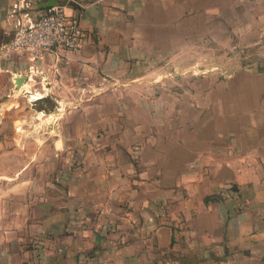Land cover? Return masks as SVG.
Here are the masks:
<instances>
[{"label": "crops", "instance_id": "crops-1", "mask_svg": "<svg viewBox=\"0 0 264 264\" xmlns=\"http://www.w3.org/2000/svg\"><path fill=\"white\" fill-rule=\"evenodd\" d=\"M48 1L0 0V74L56 105L0 142V264H264V0H57L82 52L9 54Z\"/></svg>", "mask_w": 264, "mask_h": 264}, {"label": "rangeland", "instance_id": "rangeland-1", "mask_svg": "<svg viewBox=\"0 0 264 264\" xmlns=\"http://www.w3.org/2000/svg\"><path fill=\"white\" fill-rule=\"evenodd\" d=\"M216 60H220L219 57L212 58V63L215 64ZM197 61L204 62L203 58L199 56ZM208 63V62H204ZM210 64V63H209ZM178 76V75H177ZM175 75H173V78ZM172 79V78H171ZM33 83H31L32 85ZM34 87H29L27 91L34 92ZM40 90H38L39 92ZM42 93V92H40ZM32 95V94H29ZM37 99H31V97L26 94V92L20 91L16 92L9 80V74H0V142L4 140V149H8L11 147L12 138L14 132L18 135L23 134V132H36V144L43 145V133L47 132L45 130L44 115H39V111H55L56 105L50 102H42V101H33ZM72 107V106H71ZM54 125V124H53ZM56 125V123H55ZM40 136V137H39ZM25 139V138H24ZM24 139L20 136L17 137L19 142L24 141ZM27 140V138H26ZM17 143V141H14ZM2 147L0 146V189L5 192H11V188H13L12 178H15L22 169L20 168H12L9 164L10 156L2 155ZM46 161L40 160V164H45ZM45 166V165H44ZM35 171V177L37 183L44 184L45 182L52 181V176L59 175V170H56L55 173L51 172L53 170L48 169L46 167H40L36 169L30 170V175ZM57 175V176H58ZM27 173L25 177H27ZM25 177H20L21 180ZM16 186H20L19 192L23 191L22 182L15 181ZM15 191H12V194L15 195Z\"/></svg>", "mask_w": 264, "mask_h": 264}, {"label": "built area", "instance_id": "built-area-1", "mask_svg": "<svg viewBox=\"0 0 264 264\" xmlns=\"http://www.w3.org/2000/svg\"><path fill=\"white\" fill-rule=\"evenodd\" d=\"M66 8L60 4L51 7L36 20L26 15L16 23L13 39L5 50L9 54L29 55L31 61L43 59L55 50L81 53L90 36L76 18L67 14Z\"/></svg>", "mask_w": 264, "mask_h": 264}, {"label": "water", "instance_id": "water-1", "mask_svg": "<svg viewBox=\"0 0 264 264\" xmlns=\"http://www.w3.org/2000/svg\"><path fill=\"white\" fill-rule=\"evenodd\" d=\"M58 3L59 2L57 0H49L48 2L41 4L40 9L47 10L51 7L57 6ZM27 79L28 77L26 76H19L17 78H14V84H15L16 90H20L23 84L27 81Z\"/></svg>", "mask_w": 264, "mask_h": 264}, {"label": "bare ground", "instance_id": "bare-ground-1", "mask_svg": "<svg viewBox=\"0 0 264 264\" xmlns=\"http://www.w3.org/2000/svg\"><path fill=\"white\" fill-rule=\"evenodd\" d=\"M21 90V89H20ZM40 96H42L41 93L35 92L34 94L31 95V99H38ZM41 115V114H40Z\"/></svg>", "mask_w": 264, "mask_h": 264}]
</instances>
